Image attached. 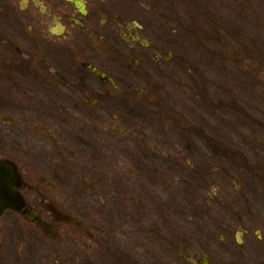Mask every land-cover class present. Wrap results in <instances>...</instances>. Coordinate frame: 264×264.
Here are the masks:
<instances>
[{
    "label": "flooded vegetation",
    "instance_id": "obj_1",
    "mask_svg": "<svg viewBox=\"0 0 264 264\" xmlns=\"http://www.w3.org/2000/svg\"><path fill=\"white\" fill-rule=\"evenodd\" d=\"M151 8L0 0V264H264V224L235 249L253 232L199 165L220 155L199 72L171 73L192 61Z\"/></svg>",
    "mask_w": 264,
    "mask_h": 264
},
{
    "label": "rangeland",
    "instance_id": "obj_2",
    "mask_svg": "<svg viewBox=\"0 0 264 264\" xmlns=\"http://www.w3.org/2000/svg\"><path fill=\"white\" fill-rule=\"evenodd\" d=\"M116 1L152 7L149 14L165 25L177 47L172 45L173 50L192 61L191 66L172 62L173 75L194 84L199 72L204 132L217 137L219 142L211 144L220 155L208 153L198 164L211 178L218 176V185L227 187L220 202L243 215L252 229L248 242L235 241V249L259 243L255 230L264 224V0ZM185 69L192 70L190 77Z\"/></svg>",
    "mask_w": 264,
    "mask_h": 264
},
{
    "label": "water",
    "instance_id": "obj_3",
    "mask_svg": "<svg viewBox=\"0 0 264 264\" xmlns=\"http://www.w3.org/2000/svg\"><path fill=\"white\" fill-rule=\"evenodd\" d=\"M5 194L7 195L6 197H11L12 200H14L15 196H16V198H17V189H16V187H13V186H12V187L9 188L8 190H5L4 193H3L2 195H5ZM3 199H4V197H3V196H0V210H1V209H4V208H6V207H16V205H14V204L3 205V204H2Z\"/></svg>",
    "mask_w": 264,
    "mask_h": 264
},
{
    "label": "trees",
    "instance_id": "obj_4",
    "mask_svg": "<svg viewBox=\"0 0 264 264\" xmlns=\"http://www.w3.org/2000/svg\"><path fill=\"white\" fill-rule=\"evenodd\" d=\"M204 7H207V9H208V5L206 4V6H204ZM210 9V8H209Z\"/></svg>",
    "mask_w": 264,
    "mask_h": 264
}]
</instances>
